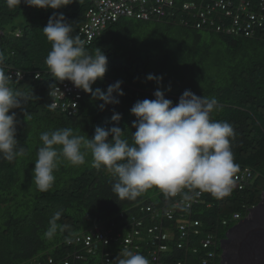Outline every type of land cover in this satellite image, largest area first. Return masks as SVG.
Wrapping results in <instances>:
<instances>
[{
  "label": "trees",
  "instance_id": "16d2710c",
  "mask_svg": "<svg viewBox=\"0 0 264 264\" xmlns=\"http://www.w3.org/2000/svg\"><path fill=\"white\" fill-rule=\"evenodd\" d=\"M93 5V0H73L60 9H39L23 0L11 7L7 0H0L2 66L24 74L21 80H10L9 86L16 92L33 94L21 108L9 112L16 113L17 150L23 148L25 155L11 162L0 156V264H48L50 260L62 264L78 249L70 245L71 241L82 234L113 231L126 236L139 230L146 237L147 229L155 224L163 225L171 234L166 243V262H177L185 258L176 247L179 222L191 219L201 223L197 228L200 235L192 238L197 244L207 236H227L233 246L242 243L244 238L239 237L236 227L230 229L234 224L223 226V222L237 213L246 216L249 209L261 203L264 193V28L246 39L195 29L194 19L179 10L172 17L150 21L122 18L83 48L89 54L99 48L108 60L107 71L92 85L93 90L106 92L109 85L121 81L124 94L113 93L119 103L100 110L103 101L93 100L84 92L78 115L69 117L52 107L55 88L71 82L56 80L45 64L52 45L43 28L53 13H62L72 25L70 35L82 44L80 32L88 12L96 9ZM149 74L163 79L160 83L149 81ZM157 89L173 105L185 90L198 97L216 98L222 108L210 118L228 122L234 129L230 146L239 165L237 174L249 168L256 175L245 189L234 190L222 199L204 192L201 202L192 209L175 208L176 197H166L156 187L135 199H119L112 191L115 178L104 168L91 167L89 153L83 165L62 161L54 171L53 187L43 193L37 190L33 170L37 149L42 146L41 133L70 127L91 139L97 127L118 126L124 130L122 138L131 143V134L136 131L132 124L137 118L130 109L137 101L154 99ZM114 113L121 114L118 122L111 119ZM163 209L174 211V219L163 218ZM57 212V231L48 238L45 232ZM153 213L160 214L154 223L150 219ZM248 219L255 223L254 234H264V200ZM138 222L143 226L136 227ZM187 245L185 242L184 248ZM209 251L217 255L221 252ZM262 257L260 252L246 250L240 258L245 264H255ZM222 264H227L226 258Z\"/></svg>",
  "mask_w": 264,
  "mask_h": 264
},
{
  "label": "clouds",
  "instance_id": "9594fccd",
  "mask_svg": "<svg viewBox=\"0 0 264 264\" xmlns=\"http://www.w3.org/2000/svg\"><path fill=\"white\" fill-rule=\"evenodd\" d=\"M18 2L21 3V0H7L9 7ZM72 2L23 0L26 5L39 9H60ZM176 10L182 11L179 6ZM180 22L186 24L185 20ZM71 31L72 25L66 22L62 13H53L49 18L43 28L44 35L52 45L45 59L48 69L56 80L69 81L83 90L79 108L84 92L90 93L93 100L103 101L99 105L100 110H104L106 105L119 103L113 93L121 96L124 94L121 81L109 85L106 92L92 88L107 71V56L99 48L91 54L87 53L79 39L70 35ZM3 60V54L0 53V65ZM11 79L0 67V156L9 162L25 155L23 148L17 150L16 113L9 115V112L21 108L22 104L33 97L32 93L29 96L14 91L9 86ZM147 79L160 83L163 78L149 74ZM153 95L154 99L137 101L130 109V113L137 118L132 124L136 131L131 134V143L122 138L124 130L118 126L109 129L97 127L91 139L76 134L70 127L41 133L39 139L42 146L37 149L33 170V183L37 190L43 193L53 187L56 179L54 171L62 161L73 166L83 165L90 153L91 167L97 170L104 168L115 178L112 191L119 199H135L153 187L158 188L166 197L177 198L183 193L182 199L185 202H190L204 192L216 199L230 195L235 185L234 177L239 172V165L234 162L230 146V138H234L235 132L228 122L213 121L210 118L211 113L222 108L216 98L198 97L191 90H185L178 103L173 105L172 100L165 98L163 91L157 89ZM79 108L73 116L63 113L75 117ZM111 119L118 122L121 114L114 113ZM249 170L252 173L251 182L256 175ZM254 208L249 209L246 216L239 213L242 220L230 224L238 225L248 219ZM59 216L57 212L50 221L46 237L51 238L56 233L58 225L55 220ZM225 239L226 236L220 239L223 254L222 242ZM222 257L219 264L223 263ZM114 261L115 264H150L145 256L128 248L121 249Z\"/></svg>",
  "mask_w": 264,
  "mask_h": 264
},
{
  "label": "built area",
  "instance_id": "2783aa9c",
  "mask_svg": "<svg viewBox=\"0 0 264 264\" xmlns=\"http://www.w3.org/2000/svg\"><path fill=\"white\" fill-rule=\"evenodd\" d=\"M93 2L96 9L88 12L87 22L80 32V36L83 37V47L89 45L95 36H100L109 25L117 23L122 18L150 21L173 16V11L178 6L194 19L193 27L198 30L214 31L231 37L249 38L257 35L259 29L264 28V0H93ZM0 67L3 66L0 65ZM3 69L12 79L21 80L24 78V74L19 70H7L4 67ZM82 93L83 90L76 88L72 83L56 87L53 91L52 107L73 116L79 108ZM251 178L252 173L249 169H244L236 174L232 192L243 190ZM182 195L183 193L176 198L174 207L179 209L185 206L187 209H192L201 202L203 193L190 202L183 201ZM189 204L190 206H188ZM147 211L151 212V209ZM162 212L163 218L174 219V211L163 209ZM151 216V222L154 223L160 214L153 213ZM240 220H242L241 214H234L230 221L223 222V226ZM179 224L178 231L180 233L179 236H176L179 243L176 247L178 252L182 251L185 258L177 262H166V251L169 248L166 243L171 234L163 225L155 224L147 229L146 237H142L139 230L129 231L126 236L115 234L113 231L105 233L95 231L78 236L70 243L78 249L62 264H115L114 260L120 250L124 248L142 254L150 261V264H213L214 262L216 264L217 260L221 263L223 251L220 237L207 236L197 244L192 238L200 235L197 228L201 226V223L190 220L181 221ZM142 226L141 222L136 223V227ZM185 242H188L186 248H184ZM209 249H220L221 252L217 255L215 252H210ZM92 259L97 261H90ZM49 264H53V261L50 260Z\"/></svg>",
  "mask_w": 264,
  "mask_h": 264
},
{
  "label": "bare ground",
  "instance_id": "6f19581e",
  "mask_svg": "<svg viewBox=\"0 0 264 264\" xmlns=\"http://www.w3.org/2000/svg\"><path fill=\"white\" fill-rule=\"evenodd\" d=\"M263 200H264V194L261 203L263 202ZM257 207H255L252 210V214L255 213ZM254 224L255 223L253 220L246 219L240 222L238 225L234 226L239 232L238 233L239 237L244 238L242 243H238L237 245L233 246L232 245L233 242L228 241L226 236V239L222 242V246L224 250L222 260L226 258L227 264H245L240 257L244 256L246 250L248 252L251 251V253L252 251L255 250L256 252H260L262 255H264V234L262 235L254 234L255 233ZM246 264H250V263L247 261ZM255 264H264V258L262 257L261 259L256 261Z\"/></svg>",
  "mask_w": 264,
  "mask_h": 264
},
{
  "label": "rangeland",
  "instance_id": "374dc122",
  "mask_svg": "<svg viewBox=\"0 0 264 264\" xmlns=\"http://www.w3.org/2000/svg\"><path fill=\"white\" fill-rule=\"evenodd\" d=\"M18 23H22V20H20L19 22H16L17 25H18ZM234 225H236V224L234 223Z\"/></svg>",
  "mask_w": 264,
  "mask_h": 264
}]
</instances>
